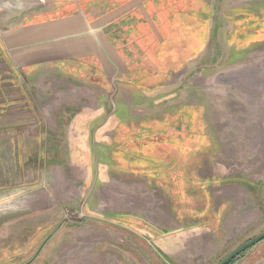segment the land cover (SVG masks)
Masks as SVG:
<instances>
[{
    "label": "rangeland",
    "instance_id": "374dc122",
    "mask_svg": "<svg viewBox=\"0 0 264 264\" xmlns=\"http://www.w3.org/2000/svg\"><path fill=\"white\" fill-rule=\"evenodd\" d=\"M262 231L264 0H0V264H218Z\"/></svg>",
    "mask_w": 264,
    "mask_h": 264
},
{
    "label": "crops",
    "instance_id": "0c3cea01",
    "mask_svg": "<svg viewBox=\"0 0 264 264\" xmlns=\"http://www.w3.org/2000/svg\"><path fill=\"white\" fill-rule=\"evenodd\" d=\"M84 18V17H83ZM83 18L79 17V21L80 22V29L78 30L79 34L84 35L86 34V36L90 37V47H86L85 43L80 42L77 49L78 51H82V56L85 54H90V53H95L96 55H98V53L100 52V45H102L103 42V34H104V30H105V25L108 24H100L95 21L94 25H89L88 24V20L87 18L83 20ZM89 27L91 28H96L97 33L96 35H93L92 31L89 29ZM18 34H21V30L19 29L18 32L16 34H14V40H15V45L19 47V45L17 44V36ZM102 40V42H101ZM86 44H88V42H86ZM89 48V49H86ZM86 49V51L84 52V50Z\"/></svg>",
    "mask_w": 264,
    "mask_h": 264
},
{
    "label": "water",
    "instance_id": "95a60500",
    "mask_svg": "<svg viewBox=\"0 0 264 264\" xmlns=\"http://www.w3.org/2000/svg\"><path fill=\"white\" fill-rule=\"evenodd\" d=\"M264 240V231L255 235L254 237L250 238L246 242L242 243L235 249H233L228 255H226L218 264H228L232 261L235 257H237L242 252L246 251L247 249L251 248L255 244L259 243L260 241Z\"/></svg>",
    "mask_w": 264,
    "mask_h": 264
},
{
    "label": "trees",
    "instance_id": "16d2710c",
    "mask_svg": "<svg viewBox=\"0 0 264 264\" xmlns=\"http://www.w3.org/2000/svg\"><path fill=\"white\" fill-rule=\"evenodd\" d=\"M231 262V261H230Z\"/></svg>",
    "mask_w": 264,
    "mask_h": 264
}]
</instances>
